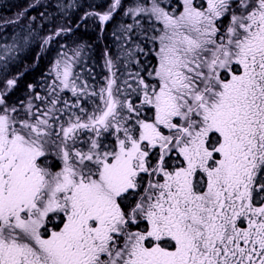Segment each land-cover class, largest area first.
<instances>
[{
  "label": "snow or ice",
  "instance_id": "6c2138e0",
  "mask_svg": "<svg viewBox=\"0 0 264 264\" xmlns=\"http://www.w3.org/2000/svg\"><path fill=\"white\" fill-rule=\"evenodd\" d=\"M50 6L65 23L32 66L88 20L98 40L131 22L112 26L102 83L83 75L90 44L61 46L19 104L24 71L3 78L35 17L0 37V264H264V0Z\"/></svg>",
  "mask_w": 264,
  "mask_h": 264
},
{
  "label": "bare ground",
  "instance_id": "6f19581e",
  "mask_svg": "<svg viewBox=\"0 0 264 264\" xmlns=\"http://www.w3.org/2000/svg\"><path fill=\"white\" fill-rule=\"evenodd\" d=\"M99 0H80L79 2L83 5L82 7H89L90 5H95ZM56 0H0V25L6 24V22L15 21L17 14L23 12L24 10L31 8L30 14L28 17H23L20 20L21 24H29V20L35 17V22L33 24H44V25H52L54 27L48 30V27H43L39 35H35L36 44L33 45L32 49L36 52L38 49V44L42 41L43 37L50 34L52 30L62 23H65L62 17L49 15L47 19L42 20L40 17L41 13H46V10L55 11V8L50 6L54 5ZM35 5L34 7H32ZM72 11V10H69ZM47 14V13H46ZM78 15V14H77ZM98 27V26H95ZM84 28V27H82ZM98 30V29H97ZM1 37V35H0ZM73 45H71L72 47ZM100 45H99V55H100ZM13 73H18L19 71L13 70ZM14 74V75H15ZM8 76L7 78H10ZM99 81L98 79L95 82ZM27 88V84L18 81V87L14 90L15 94H22ZM12 96V95H11ZM14 99V98H13Z\"/></svg>",
  "mask_w": 264,
  "mask_h": 264
},
{
  "label": "rangeland",
  "instance_id": "374dc122",
  "mask_svg": "<svg viewBox=\"0 0 264 264\" xmlns=\"http://www.w3.org/2000/svg\"><path fill=\"white\" fill-rule=\"evenodd\" d=\"M167 2V0H166ZM103 3V2H102ZM105 8L102 9L105 10ZM118 22H123V23H130L131 20L129 18H126V17H122L120 12H118L115 16V19L112 21V23L108 26V30L105 32V35L102 37V40L100 41L99 45H100V48H101V51H100V55H99V59H100V63H102V67L100 68V71L103 72V74L101 75V80H102V77H104L107 72H106V69L104 68L103 66V58H102V52H103V49H104V45H106L105 43V40L108 36H111L110 33L113 31V25L117 24ZM29 25V24H28ZM27 24H25L26 27H29ZM1 31V30H0ZM19 32V27L17 24H11V25H8L4 30H3V33L1 31V33L3 34V36H10L11 34L13 33H18ZM36 32V31H35ZM4 41L3 40H0V43H3ZM10 42V40L8 41ZM61 46H64L65 49H70V48H66L65 45H64V42L61 41V40H58L57 42H55L54 46H49L48 47V50L46 51V53L42 56V58L40 59L41 62L43 61L44 59V69L40 70L37 77H36V80L35 82L31 83V84H34L36 85V91H39L41 92V94H43V89H44V80L45 78L47 77L48 73H49V70L52 66V64L54 63L55 59L57 58V55L58 53L61 51ZM49 48H53V50H49ZM23 55V54H21ZM26 57L29 58V56L26 54L24 55ZM46 56V57H45ZM24 62H25V59H24ZM22 62V63H24ZM21 63H18L16 64L19 65ZM15 66V67H16ZM15 67H13L11 69V71L15 70ZM79 71V68L77 69ZM87 72H84V78H87ZM3 79H7V77H4ZM89 80V79H88ZM92 83H95L94 80ZM28 85V84H27ZM28 94H29V90L28 88H26V90L22 93V94H19L17 95V97H14V99H11V103H16V104H19V102L23 101L25 103H27V99H28ZM68 95H70V93H68ZM38 103V102H37Z\"/></svg>",
  "mask_w": 264,
  "mask_h": 264
},
{
  "label": "trees",
  "instance_id": "16d2710c",
  "mask_svg": "<svg viewBox=\"0 0 264 264\" xmlns=\"http://www.w3.org/2000/svg\"><path fill=\"white\" fill-rule=\"evenodd\" d=\"M108 1H111V0H99L97 4L92 5V6H95V8H98V6L100 5L99 3L103 2L101 4H106ZM102 8H103V6H102ZM88 9H92V8L81 7L76 11V15L78 14L77 16H79V15H81V11L88 10ZM45 12L47 14H52V16H58L55 14V11H52V10H46ZM88 21H87L88 27L82 28L83 26H81L79 28V31H75V28H74L75 34H72V33L65 34V41H64V43L67 44L69 47H71V45H73L72 46L73 48L76 47L77 44H83L84 42H87L88 44H90L91 45V51L86 54L87 61L89 60L90 56H93V58L96 59V53L99 52V43L101 41V40L97 39V34L99 31L98 27H95L92 22H88ZM62 24H64V23H62ZM48 26L49 25H44V24H31L30 25V27L32 29H34V32L35 31L39 32V29L42 30L43 27H48ZM101 35L103 37L105 35V32ZM105 43L107 45H112V43H113L112 37L108 36L105 40ZM32 58H33V56H32V54H30L29 59H32ZM40 61L41 60H39L38 64L42 65V62H40ZM38 73L39 72H37L36 70L24 72V75L21 77V79H19V82L33 83V82H35ZM14 74L15 73L10 72L9 76L14 75Z\"/></svg>",
  "mask_w": 264,
  "mask_h": 264
},
{
  "label": "flooded vegetation",
  "instance_id": "af4514ba",
  "mask_svg": "<svg viewBox=\"0 0 264 264\" xmlns=\"http://www.w3.org/2000/svg\"><path fill=\"white\" fill-rule=\"evenodd\" d=\"M92 9H88V10H83V11H81V15H83V12L84 11H91ZM30 11H31V8H28V9H26V10H24L23 11V13L25 14L24 15V17H28L29 16V14H30ZM96 11H98V10H96ZM92 21V20H91ZM8 25H11V24H3V25H0V30L2 31V33H3V30L8 26ZM18 25V27H19V31H20V28L23 26V27H25V28H27L24 24H21L20 22H19V24H17ZM54 27V24H52V25H49L48 26V30H50L51 28H53ZM1 31H0V35H1V37H3V34L1 33ZM39 31L41 32V30L39 29ZM40 32H34V35H39V33ZM49 35V34H48ZM48 35H46V36H48ZM46 36H44V37H46ZM43 37V38H44ZM62 39H65V35H63V36H61V37H57V38H55L53 41H52V43L50 44L51 46H54V44H55V40H62ZM42 42V41H41ZM49 45V46H50ZM48 46V47H49ZM49 50H53V48L51 49V48H49ZM37 51H39V48L37 49ZM36 51V52H37ZM146 51V50H145ZM33 49L31 50V52L30 53H23V56L24 55H28V56H30V54H32V56H33V58L32 59H29L28 57H26L25 56V62L24 63H21V64H19V65H17L16 67H15V70L16 71H19V72H22V71H24V72H28V71H33V70H36L37 72H39L40 70H42V69H44V65H45V63H44V59H43V61H42V65H40V64H35L34 66H32L33 64H34V57H35V53H36ZM88 52L86 51V54H87ZM46 57V56H45ZM142 60H144V59H146V57H143V56H141L140 57ZM41 62V61H40ZM26 65H28V66H30V67H28V70L27 71H25V67H26ZM102 67V64L100 63V59H99V53L97 52L96 53V59H94L93 58V56H90L89 57V60L87 61V58L85 59V62H84V64H83V68L85 69V71L84 72H87L88 71V73H87V78H85V79H89L88 81H89V83H92L93 82V80H94V82H95V80L96 79H98L99 81H97V82H95V83H102V80H101V75L103 74V72L102 71H100V68ZM89 70H90V72H91V75H89ZM93 77H95V79H93ZM24 84H31V83H24ZM12 94H15L14 92L12 93ZM17 95L18 94H15V97H17Z\"/></svg>",
  "mask_w": 264,
  "mask_h": 264
}]
</instances>
